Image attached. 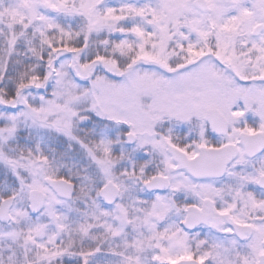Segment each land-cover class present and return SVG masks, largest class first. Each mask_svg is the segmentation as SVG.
Listing matches in <instances>:
<instances>
[{
  "label": "snow or ice",
  "instance_id": "1",
  "mask_svg": "<svg viewBox=\"0 0 264 264\" xmlns=\"http://www.w3.org/2000/svg\"><path fill=\"white\" fill-rule=\"evenodd\" d=\"M0 264H264V0H0Z\"/></svg>",
  "mask_w": 264,
  "mask_h": 264
}]
</instances>
